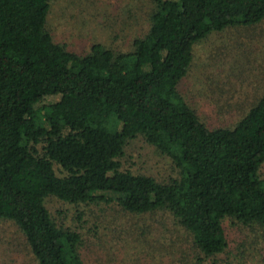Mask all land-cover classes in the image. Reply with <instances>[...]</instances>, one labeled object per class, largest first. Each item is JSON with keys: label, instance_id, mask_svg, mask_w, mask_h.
Instances as JSON below:
<instances>
[{"label": "trees", "instance_id": "1", "mask_svg": "<svg viewBox=\"0 0 264 264\" xmlns=\"http://www.w3.org/2000/svg\"><path fill=\"white\" fill-rule=\"evenodd\" d=\"M49 5L0 0V220L18 227L34 264H85L79 234L48 211L50 196L168 210L207 257L229 248L226 220L264 233V91L233 126L214 127L179 89L194 45L260 23L264 0H150L130 50L94 43L86 53L53 40ZM136 138L176 175L158 181L123 168Z\"/></svg>", "mask_w": 264, "mask_h": 264}, {"label": "rangeland", "instance_id": "2", "mask_svg": "<svg viewBox=\"0 0 264 264\" xmlns=\"http://www.w3.org/2000/svg\"><path fill=\"white\" fill-rule=\"evenodd\" d=\"M49 3L46 24L53 40L76 53L88 52L94 43L128 51L133 38L147 28L150 0ZM179 89L203 122L233 126L264 91V19L252 26L226 28L196 43ZM36 98L41 105L51 100ZM121 162L123 168L158 181L176 175L169 158L140 138L126 147ZM259 174L264 178V163ZM45 205L58 225L79 234L78 252L85 264H264V233L255 225L226 220L229 248L207 257L165 209L135 214L114 203L75 206L53 196ZM0 264H34L21 231L6 220H0Z\"/></svg>", "mask_w": 264, "mask_h": 264}]
</instances>
